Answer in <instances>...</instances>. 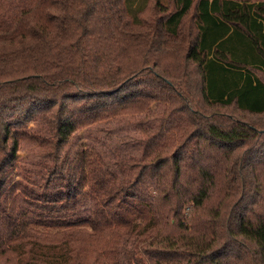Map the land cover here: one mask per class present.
I'll return each mask as SVG.
<instances>
[{
	"label": "trees",
	"instance_id": "trees-1",
	"mask_svg": "<svg viewBox=\"0 0 264 264\" xmlns=\"http://www.w3.org/2000/svg\"><path fill=\"white\" fill-rule=\"evenodd\" d=\"M0 264H264V0H0Z\"/></svg>",
	"mask_w": 264,
	"mask_h": 264
},
{
	"label": "rangeland",
	"instance_id": "rangeland-1",
	"mask_svg": "<svg viewBox=\"0 0 264 264\" xmlns=\"http://www.w3.org/2000/svg\"><path fill=\"white\" fill-rule=\"evenodd\" d=\"M84 133H85V130L80 131V132H79V135H80V134H84ZM26 153H27V151H21L19 154H20V155H25ZM21 157H24V156H21Z\"/></svg>",
	"mask_w": 264,
	"mask_h": 264
}]
</instances>
